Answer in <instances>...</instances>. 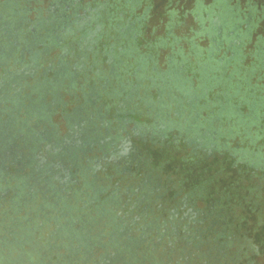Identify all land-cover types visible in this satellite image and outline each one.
Listing matches in <instances>:
<instances>
[{
  "label": "flooded vegetation",
  "instance_id": "af4514ba",
  "mask_svg": "<svg viewBox=\"0 0 264 264\" xmlns=\"http://www.w3.org/2000/svg\"><path fill=\"white\" fill-rule=\"evenodd\" d=\"M88 10L93 8L84 9L80 22ZM2 24L0 207L7 209L0 214L7 217L23 206L32 218L44 212L39 226L31 231L38 229V243L47 231V264H163L165 258L171 264L178 256L191 260L190 264H219L229 239L216 246L219 237L213 236L222 229L214 217L215 206L199 207L200 198L194 191H173L168 196L170 190L146 169L150 157L143 151V141L153 139L151 123L143 122V111L132 105L131 96L119 103L114 100L119 94L108 89V79L100 85L96 80L88 84L89 54L92 51L95 57L97 52L92 46L83 48L84 37L60 47L58 57L47 65H43V57L28 50V65L24 59L18 63L15 59L14 68L3 67L4 56H12L13 48L5 39L8 30L3 33L6 27ZM50 26L47 38L58 42H62L67 27L71 28L63 27V22ZM224 30L219 26L216 36L226 37ZM233 31L236 37L241 33L238 27ZM246 32L244 39L249 36ZM88 33L93 37V31ZM96 42L93 40V45ZM211 43L214 45L212 39ZM75 45L81 49L77 55L73 53L77 51ZM69 48L73 52L68 55ZM109 57L107 63L113 73L116 58ZM140 63L143 68V60ZM96 64L94 61L92 66ZM58 112L66 121V132L52 121ZM136 115L139 120L133 118ZM161 135L164 139L163 131ZM215 147L214 143L200 144L193 152L203 149L213 155ZM12 225L26 226L21 221ZM23 235L29 236L26 231ZM13 242L15 238L9 243Z\"/></svg>",
  "mask_w": 264,
  "mask_h": 264
},
{
  "label": "rangeland",
  "instance_id": "374dc122",
  "mask_svg": "<svg viewBox=\"0 0 264 264\" xmlns=\"http://www.w3.org/2000/svg\"><path fill=\"white\" fill-rule=\"evenodd\" d=\"M53 1L30 0L28 7L32 10L40 9L39 13L47 17L48 9ZM78 1L91 8H105V6L112 8L111 17H108L107 21L104 20L103 25L101 23L93 25V28L97 26L105 34L97 39V43L100 44L97 50L101 49V53L97 52L95 57L92 51L89 54L88 84L96 80L100 85L104 79H108L111 89H115L119 94L116 97L113 96L114 100L119 103L121 98L126 99L127 96H131L132 105L138 106L143 111V122L147 120V123H155L156 120L151 116L155 110L159 111L157 103L167 102L171 104L170 109L172 110L169 116H178L180 121L183 119L184 125H188V119L179 115L180 106L176 107V100L183 99L180 109L187 104L193 106L194 99L197 103L204 105V99L200 98L204 92L202 88L213 82H208L205 77L202 79L203 75L200 70L202 62L210 60V55L212 58L220 59L222 63L226 57H236L238 55L235 50L236 43L239 44V49H242L244 68L251 66L252 71L254 70L257 74L251 77L252 83L260 85L264 90V69L260 68L261 62L264 63V0ZM37 11L30 14L32 19L37 18ZM222 25L226 37L218 38L217 29ZM236 27L239 32L248 31V38L236 37L233 31ZM231 32L232 35L228 36ZM219 41H221V46H219ZM73 43L75 41L71 45ZM133 45L136 48L132 56H125L124 50ZM193 45L204 49L202 62L199 61L200 58L197 55H194ZM218 47L216 53L212 48ZM209 49L211 52L207 51ZM110 51L116 58L113 62L115 64L113 73L107 63ZM60 52V47L57 46L43 50L44 64L47 65L49 61L56 59ZM30 56V53L24 52L23 59L26 65L31 62ZM143 58L149 59V64L144 70L140 63ZM186 58L192 69V72L188 73V79L191 77L192 83L186 88L189 91L188 95L181 93L177 86L158 87L159 84L152 80V77L143 79L144 73L147 77L175 73L177 69L184 68ZM118 60L121 62L119 63ZM94 61H97L100 66L97 64L92 66ZM196 61L197 65H195ZM2 72L0 70V74ZM229 74L230 70L227 68L225 75ZM181 82L177 83L179 87H181ZM186 85V83L183 84V87ZM198 89L200 90L197 91ZM228 91V88L221 86L207 90L205 95L210 102L213 99L224 102ZM191 94L194 95V99ZM67 107L71 109L73 105L69 104ZM148 110H150L149 114H147ZM217 111L218 108L213 105L212 109L196 110V114L199 117L212 115L214 119L223 120L216 115ZM241 111L246 114L250 113L249 108L244 105ZM188 116H193L191 111H188ZM133 118L140 119L138 115ZM52 121L59 125L62 132L67 131L66 121L61 112L54 115ZM230 124L233 125V123ZM223 127L220 137L221 144H219L222 150H217L210 156L205 155L203 159L194 158V161L190 160L194 155V144L179 142L178 136L176 140H173L174 136L179 133L177 127L170 131L169 138L162 139L159 135L153 136L152 140L147 138L143 141V151L146 156L150 157L146 169L152 171L160 184L170 190L168 196H171L173 191L181 194H190L194 191L200 198L199 207L213 205L218 208L221 214L226 215L225 223L228 219L229 229L231 228L234 234L237 233L239 246L234 250L242 252V255L248 249L247 245L253 244L257 250L249 255H252L255 264H264V244H262L264 239V167L252 171L233 155L235 149H244L253 151L254 155L263 154L264 157V139H258L256 146L252 147L250 144L252 136L249 132L243 131L241 127L237 131L229 130L226 122L223 123ZM155 132H159V129ZM190 142L193 143L194 139ZM208 180L209 183H207ZM256 187L258 190L254 191ZM258 216H262L261 225H258ZM242 262L245 263L243 259Z\"/></svg>",
  "mask_w": 264,
  "mask_h": 264
},
{
  "label": "trees",
  "instance_id": "16d2710c",
  "mask_svg": "<svg viewBox=\"0 0 264 264\" xmlns=\"http://www.w3.org/2000/svg\"><path fill=\"white\" fill-rule=\"evenodd\" d=\"M29 1L30 0H0V23H3L2 26L6 27V29H3L2 32L4 33V31L8 30V32L5 34V39L6 41L10 42V45L13 48L12 56L9 58H5L4 56L6 64H3V67L12 66V68H14V65H17L18 61L23 59L22 51L28 52V50H32L33 54L35 53L37 56L43 57V50L46 51L47 49H51L54 46L62 47L67 44L70 45V43L77 41L80 37H84L81 40L83 48L92 46L94 52L101 53V49L99 51L97 50L100 46L99 42H96L93 45V40L98 41L97 39H100V37L105 33L97 26L93 28V25L99 23L103 25L102 23L104 20L107 21L108 17H111V6H105V8L95 7L92 11L88 10L87 14L84 16L85 20L80 22V11L89 9V7L81 4L78 0H54L48 9L47 17H43L39 13L40 9H30L28 7ZM132 5H134V3H132ZM33 11L38 12L36 19H32L30 17V14ZM118 19H120L119 15ZM52 22H63V27H67V25L71 26V28L67 27V32L65 35H63L62 42H58L57 40L52 41L50 37L47 38L46 29L49 28L51 31L52 26H50V23ZM88 30L93 31V37L92 34L90 35V33H88ZM13 34L17 35L19 38L16 40ZM86 41L87 44H85ZM30 42H32V45ZM131 44L132 43H130V45ZM129 47L130 48L124 50L126 54L125 56H132L131 54L134 52V48H136L134 45ZM76 48L77 51L75 52H73L72 48H69L68 55L72 52L77 55L81 49L78 46ZM192 49L194 50V55H197L200 58L199 61L202 62L201 60L204 58V53L202 52L204 49L198 47L197 45H193ZM212 49H214V51L217 53L218 48ZM9 50L10 49L7 48V51ZM235 50H237L238 55L236 57H226L223 63L220 59H216L215 57L212 58L211 55L209 56L210 60H204L202 62V68H200L201 74L203 75L202 79L205 77L208 82H213V84L209 83L207 84V87L205 86L202 88V91L204 92L200 98L204 99V105L202 103H197L193 94H191L194 99L193 106L187 104L182 107L183 109H180L183 99L176 100V107L180 106L178 109L179 115L188 119V125H184L185 123L183 122V119L180 121L178 116H169V113L172 111L170 109V103H157V106H159V111L156 112L155 110V115L153 114L151 116V118L156 120L155 123L151 124L154 132L153 136H162L161 132L163 131L166 135L165 138H169L170 131L177 127L179 133L176 136H178L179 142L189 144L190 140L194 139V142L190 143L192 145L194 144V148L200 144L203 145L205 143H214L216 145L215 150L219 151L222 150V147L219 144H221L220 137L222 134L221 132L224 129L223 123L226 122L230 128L229 130L233 129L234 131H237L238 128L241 127L243 131L249 132L252 136L250 142L252 147L256 146L258 139H264V90L260 85L252 83L251 77L256 76L257 74H255L254 70L252 71L251 66L244 68L241 56L242 49H239V47L236 46ZM207 51L211 52V49ZM109 56H112L111 51L109 52ZM75 58L77 60L79 59V57ZM15 59L17 60V63L15 62ZM261 63L262 64H260V68L264 69V66H262L264 63ZM148 64L149 59L143 58V70L146 69ZM43 65L45 64L43 63ZM195 65H197V61ZM97 66L100 65L97 64ZM227 68H229L230 74L226 76L225 72L227 71ZM191 70L190 62L186 58L184 68L177 69L175 73H166L165 75L161 76L151 75L149 77H147L146 73H144L143 79L152 77V80H155L157 84H159L158 87L164 88L167 86H177L181 93L188 95L187 93H189V91L186 88L187 86L190 87L192 85L190 80L191 77L188 79V73ZM179 81L183 82L180 83L181 87L177 85ZM185 83L187 85L186 87H183V84L185 85ZM221 86L229 89V91L226 93L227 98L224 100V102L213 99L211 103L208 97H206L205 92L209 89H214ZM108 89H111L110 85L108 86ZM199 90L200 89L197 91ZM148 100L150 101V98H148ZM213 105L218 108L216 115L223 118V120L219 121L214 119L212 118L211 114L209 117H199L198 114H196V110L212 109ZM243 105L249 108V114L241 111V107ZM188 111H191L193 116L189 117ZM149 113L150 110L147 111V114ZM146 121L147 120H145V122ZM230 123H233V125ZM162 124L167 125V128L163 130V128H161ZM156 129H159V132H155ZM203 129H208V134H204ZM197 136H199L200 139L204 138L205 141L200 142V139L197 138ZM173 140L175 139L173 138ZM206 147L209 148L210 145ZM205 155H209L208 151L206 150L204 152L203 149H200L197 151V153H194V155L191 156L190 160L194 161V158L198 157L203 159L205 158ZM233 155L243 164L245 163L249 168H251L252 171H254V169H262L264 167L263 154L254 155L253 151L251 150L245 151L244 149H235V151H233ZM209 182L210 181L208 180L207 183ZM256 190H258V187L254 189V191ZM11 195L12 193L7 196L6 199H9ZM6 209L7 208L0 207V212ZM13 210V213H8L7 217L3 213L0 214V264H47V262L50 260L49 248L47 246V243L49 242V238L46 234L47 231H45L44 237L39 243L36 242L38 239V229H35L37 230L36 232L31 231L32 227L39 226L40 222L42 221L41 216L44 214V212L41 211L37 214L36 218H32L33 215L27 213V210L29 209H27L26 206L21 208L16 207ZM55 215L58 216V214ZM214 217H217L219 220V225H221L220 228L222 229V232H218L213 236L219 237L216 246L219 245L220 242H224L226 239H229L225 257H221V261L218 263L225 264V262H227V264H255L252 260V255H249V253H253L254 251L256 252V247L253 244L247 245L248 249L245 250L244 254L242 255V252L240 253L238 250L235 251L234 249L238 248L239 246V239L237 238V233L234 234V232L231 231V228L229 229L228 219H226L225 223L226 215H223V213L221 214V211L216 208V215H214ZM261 217L262 216H258V225L262 224L260 220ZM2 219L4 222L3 224ZM18 221H21L22 224H26V226L20 225L17 228L16 226L12 225L14 222L18 223ZM53 226L54 225L51 226V229H53ZM25 231L26 234H29L28 237L23 235ZM224 233L225 236L222 237V234ZM32 235H34L33 238H31ZM14 238L15 242L10 244L9 242H11ZM53 241L55 240L53 239ZM262 244H264V239ZM57 246H59L58 242ZM203 248H206V246ZM58 252L60 253L63 251ZM53 254H56V251H54ZM55 258L56 255L54 256L53 261ZM242 259L245 261V263L242 262ZM53 261L52 263H54ZM168 261L169 259L165 258L163 264H167ZM185 263L190 264L191 260H180L178 256L173 258V262L171 264ZM193 263L196 264L197 261Z\"/></svg>",
  "mask_w": 264,
  "mask_h": 264
},
{
  "label": "crops",
  "instance_id": "0c3cea01",
  "mask_svg": "<svg viewBox=\"0 0 264 264\" xmlns=\"http://www.w3.org/2000/svg\"><path fill=\"white\" fill-rule=\"evenodd\" d=\"M239 11H237V13H238ZM251 12H252V10H251ZM253 12H255V10L253 9ZM249 33V32H248ZM245 34H247V32H241V33H239V36L242 38V39H244V35Z\"/></svg>",
  "mask_w": 264,
  "mask_h": 264
}]
</instances>
